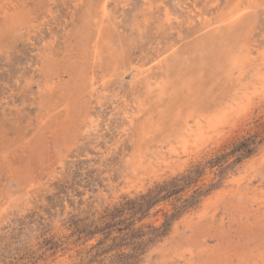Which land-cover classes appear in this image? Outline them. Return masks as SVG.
Here are the masks:
<instances>
[{
  "label": "rangeland",
  "instance_id": "rangeland-1",
  "mask_svg": "<svg viewBox=\"0 0 264 264\" xmlns=\"http://www.w3.org/2000/svg\"><path fill=\"white\" fill-rule=\"evenodd\" d=\"M0 264H264V0H0Z\"/></svg>",
  "mask_w": 264,
  "mask_h": 264
},
{
  "label": "trees",
  "instance_id": "trees-1",
  "mask_svg": "<svg viewBox=\"0 0 264 264\" xmlns=\"http://www.w3.org/2000/svg\"><path fill=\"white\" fill-rule=\"evenodd\" d=\"M259 144V141L256 140V135H252L249 137L244 138L242 141H240L238 144L233 145L231 149V153H233L236 158H240L242 156H248L252 153L254 147ZM217 158L213 159L216 161ZM200 173L199 167H197L195 170L191 171L190 173L183 175L179 178H174L169 182H166L165 184L158 187L156 190L150 192L149 194L143 195L140 199L142 201L141 207H146L150 205L152 202H154V199L157 198V196H160L162 193H166L163 197L176 194L179 191H181L182 187L187 185L189 181L192 179V175H198ZM162 198V197H161Z\"/></svg>",
  "mask_w": 264,
  "mask_h": 264
},
{
  "label": "bare ground",
  "instance_id": "bare-ground-1",
  "mask_svg": "<svg viewBox=\"0 0 264 264\" xmlns=\"http://www.w3.org/2000/svg\"><path fill=\"white\" fill-rule=\"evenodd\" d=\"M234 16V15H233ZM146 75V74H145Z\"/></svg>",
  "mask_w": 264,
  "mask_h": 264
}]
</instances>
